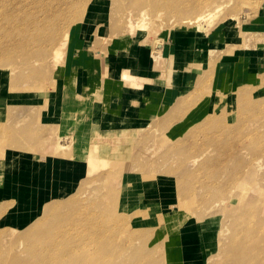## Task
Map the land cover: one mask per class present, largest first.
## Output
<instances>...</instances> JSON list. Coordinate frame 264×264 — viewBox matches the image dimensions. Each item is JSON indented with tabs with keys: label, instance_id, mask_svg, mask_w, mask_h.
<instances>
[{
	"label": "rangeland",
	"instance_id": "obj_1",
	"mask_svg": "<svg viewBox=\"0 0 264 264\" xmlns=\"http://www.w3.org/2000/svg\"><path fill=\"white\" fill-rule=\"evenodd\" d=\"M226 1L230 0H222V3L225 4ZM238 1L231 0L232 3L225 8L223 15L216 21L213 20V24L209 22V26H206V38L221 32L222 23L228 21V17H238V22L243 25L250 17L259 15L264 8V0H242V9H233ZM56 2L67 4L65 7L61 5L64 14L54 21H45L40 27L38 24L42 19L38 11L41 5L49 7L56 5ZM84 2L87 13L95 8L106 10L105 14L112 23L114 33L135 38L151 48L157 39L162 40L160 43L164 48L168 41L169 46H172L171 38L174 33H183L184 30L188 32L196 27L179 18L178 21L175 17L172 19L171 13L160 11L163 15L156 17L157 19L154 17L155 24L151 31L147 26L136 24L137 30L144 29L143 34L138 36L140 31H137L135 36L131 35L128 31L129 21L135 22L142 9L133 6L131 0H0V55L1 60L5 59L0 62V97L6 98L8 83L11 87L8 97L10 105L5 106L0 98V139L7 138V132L22 131L24 127L21 125L16 128L10 122L18 109L12 107V104L22 96L19 92H38L51 86L52 80L47 76L52 66L46 65V59L51 56L68 28L72 25L75 28L85 20L87 13L80 21L83 13L81 5ZM114 19L119 20V23L114 25ZM38 35L47 39L40 37L35 40L33 37ZM66 50L67 47L59 56L58 78L63 70ZM162 59V62H167L163 55ZM36 62H40V65L37 66ZM10 65L17 72L13 76ZM210 67L214 68L213 65ZM56 68H53L51 76H54ZM22 74L26 78L23 79ZM17 75L22 79L19 84L14 81ZM137 82L131 86H136ZM263 90L264 80L258 86L239 88L232 95H224L219 107H213L214 100H208L206 117L191 125L190 130L174 142L166 141V136L162 137L154 127L148 125L137 141L139 144L142 142L143 152L138 160L144 163L140 177L144 184L154 183V192L158 198L152 203L139 204V210L133 213L128 214L120 205L125 188L122 176L127 169L110 160L100 159L97 155L98 145L101 144H112L117 149V145L125 140L121 135L109 138L96 135L97 144L91 147L85 159L87 178L79 188L75 192L69 190L66 192L69 193L67 196H61V189H58L57 184L53 193L41 200L34 210L36 212H29L28 215L23 213L26 210L20 204L21 198L18 195L25 181L21 179V184L13 187V192L17 193V205L11 200L2 205L1 186L4 179H0V264L55 263L52 259L53 248L41 244L36 248L35 254L31 255L30 251L33 249L30 246L34 245L30 241L32 234L40 232L37 225L43 219L51 220L50 224L56 220V216L49 211L51 207L58 208V243L54 247L58 250V264H142L144 261H149L150 264H168L175 257L168 252L175 244L172 243L173 238L174 242L177 240L178 245L175 246L182 244V241L192 239L193 242L196 223L203 228L207 237L206 264H240L237 260L239 250L248 253L247 264H264V239L260 240L263 252L259 254L256 250L259 235L257 238L253 235L254 231H260L264 227ZM209 91L208 88L207 95ZM100 96L102 95L99 98ZM77 97L83 96L79 92ZM6 108L10 119L6 118ZM208 119L212 121L210 127L200 135L190 137V131ZM21 120L25 121L26 118ZM37 130L27 129V139L38 137ZM1 148L0 141V174L8 163L5 148ZM52 150L63 153L65 158L74 156L72 144L61 137L56 138ZM196 159L201 160L198 162ZM138 160L135 161L136 164ZM14 161L15 163H8L11 169L20 167L24 172L26 163L19 162L18 159ZM75 202L78 207L73 208L72 204ZM176 218L179 220H175ZM113 220L122 224L115 225ZM164 229L170 231L171 236ZM137 233L142 235L140 239L129 237ZM183 236L186 238L183 239ZM170 239L171 242L168 243ZM252 249L256 252L250 256ZM187 250L193 251L195 246ZM189 254L192 257L190 252ZM14 259L15 262L12 263Z\"/></svg>",
	"mask_w": 264,
	"mask_h": 264
},
{
	"label": "crops",
	"instance_id": "obj_2",
	"mask_svg": "<svg viewBox=\"0 0 264 264\" xmlns=\"http://www.w3.org/2000/svg\"><path fill=\"white\" fill-rule=\"evenodd\" d=\"M89 12L72 30L61 76L58 78L57 66L47 90L19 92L21 99L11 103L18 109L10 122L16 128L24 127L22 131L7 132V138L0 139L1 146L8 163L18 159L26 163V169H11L6 162L1 199L2 205L10 200L17 205L13 187L24 180L18 195L25 215L36 212L41 200L50 196L57 184L61 196L79 188L87 178L85 159L97 144L98 134L125 138L117 149L112 144H101L97 150L100 159L127 169L122 176V209L129 214L141 203H152L158 196L154 183L144 184L140 177L144 163L138 160L143 152L142 142H137L148 125L166 136V141H177L191 125L206 117L208 100L232 95L246 86H258L264 78V8L259 15L250 17L243 24L248 29L238 34L219 32L213 37L196 39L185 30L174 33L172 46L165 42L161 52L167 59V65L161 69L156 68L152 58L158 45L142 46L135 38L114 33L105 9ZM185 40H189L187 45ZM126 71L138 79L136 86L124 80ZM249 74H253V79ZM1 86L2 83L0 89ZM7 87L6 98L0 97L5 106L10 105L9 83ZM79 92L83 97H77ZM261 96L264 97V90ZM5 112L10 119L7 108ZM23 118L26 120L18 124ZM27 129H38V137L28 140ZM57 137L72 144L73 158L52 150ZM194 235L193 242L187 240L174 248L176 264H206L207 237L197 223ZM192 246L195 250L188 251Z\"/></svg>",
	"mask_w": 264,
	"mask_h": 264
},
{
	"label": "bare ground",
	"instance_id": "obj_3",
	"mask_svg": "<svg viewBox=\"0 0 264 264\" xmlns=\"http://www.w3.org/2000/svg\"><path fill=\"white\" fill-rule=\"evenodd\" d=\"M14 1V0H13ZM233 1V0H232ZM239 1H240V4H239ZM237 3V6L235 8H241V1L242 0H239ZM255 1V0H253ZM54 2V1H53ZM256 2V1H255ZM57 3V2H56ZM88 3V2H87ZM131 3L133 6L135 7H138V8H142L141 11L139 12L138 14V17L136 18L137 20L135 22H132V21H129V30L131 32V35H136L137 34V31H140V33H138V36L143 34V30L141 28V30H137L136 28V24H141L142 26H147L150 31H151V27L155 24L154 23V17H160L161 15H163V13H160V11H164V13H171V16H172V19L175 17V19L177 20V18H179L180 20H182L184 23H187V24H191V25H196L195 28H193L192 30L188 31L190 32L191 34H193V36L197 38H206L207 36V33H206V26H209V22L210 24L214 23L213 20H217V18L219 19L223 13H224V10L225 8H227L228 6H230V4L232 3L231 0L230 1H226L225 4L222 3V0H131ZM261 3V2H259ZM72 4V3H71ZM246 5V2L244 3ZM252 4V3H251ZM61 5L63 6L64 3H57L56 5H52V6H44V5H41V9L38 11L41 15V19L39 22V26L42 27L43 24L45 23V21L47 20H56L57 18H59L60 16H62L64 14V11L63 9L64 8H61ZM67 6L64 5V7ZM82 9H83V13H82V16L80 18V21L83 20V18L85 17V14L87 13V6H86V3L84 2L83 5H81ZM15 7V6H14ZM251 7V5H250ZM254 7H257V5ZM258 8V7H257ZM242 9V8H241ZM31 11V10H30ZM134 11V10H133ZM157 12V14L154 15V12ZM233 11V10H232ZM22 12V11H21ZM137 12V11H135ZM69 13V12H68ZM90 13V12H89ZM21 14V13H20ZM88 14V13H87ZM194 16V17H193ZM133 16L131 15V18ZM182 17V18H181ZM264 17V16H263ZM39 18V17H38ZM134 18V17H133ZM157 19V18H156ZM171 20V19H170ZM226 20V22L222 23V27H221V32H234V33H240L241 31L243 30H246L248 29L246 26L248 25H245L243 26L240 22H238V17H228ZM33 21V20H32ZM119 20H113V24L116 25L118 24ZM168 21V20H167ZM178 21V20H177ZM213 21V22H212ZM238 23H237V22ZM175 22V21H173ZM236 22V23H235ZM59 23V22H58ZM165 23V22H164ZM47 24V23H46ZM62 24V23H61ZM78 24V23H77ZM181 25V23H180ZM169 26V25H168ZM174 26V25H173ZM22 28V27H21ZM78 28V27H77ZM183 28V27H181ZM258 28V26H257ZM69 30L65 32V34L60 38L59 42H58V45L54 48V50L52 51V54L51 56L46 59V62L47 64L46 65H51L50 67V71L48 72V76L47 78L49 80H52L53 77L50 75L51 73L53 74L52 70L53 68H56L59 64H60V59H59V56H61L62 52L66 49V47L68 46L69 44V41H70V32H72V30L74 29L73 25L68 28ZM84 29V28H83ZM87 29V28H86ZM157 29V28H156ZM164 29V28H163ZM154 30V29H153ZM219 30V31H220ZM153 32V31H152ZM155 32V31H154ZM125 34V33H124ZM150 34V33H149ZM110 35V34H109ZM151 35V34H150ZM116 36V35H115ZM136 36V37H138ZM44 38V40H46L47 38H45L43 35H38V36H35L33 37L35 40H38V38ZM116 38V37H115ZM225 39V38H224ZM40 40V39H39ZM189 40H185V45H187V42ZM227 41V40H226ZM105 42V40H104ZM127 42V41H126ZM162 40L160 39H157V41L155 42V45H158V49L157 51H155L154 53H152V58L154 60V62L156 63V68L160 69L161 68V65H167V62H162V55L160 54L161 53V50L164 48V45L162 43ZM128 43V42H127ZM216 44V43H215ZM2 44H0L1 46ZM141 45L143 46L144 45V42L141 43ZM17 47V45H16ZM14 47V49L18 50V48ZM99 50V49H98ZM101 50V49H100ZM155 50V49H154ZM0 53H1V48H0ZM98 53V52H97ZM210 55H212L214 52L213 51H209ZM118 55V54H117ZM26 59V58H25ZM2 60H5V59H2ZM1 60V55H0V62H2ZM10 61V59H9ZM26 61V60H25ZM45 62V61H44ZM42 61V63H44ZM220 63V61H218ZM203 63V62H202ZM212 64V63H211ZM36 65H40V62H36ZM170 65V63H169ZM215 65V64H214ZM10 67H12V73L11 75H15L17 72L15 70V67L13 65H10ZM211 68V67H210ZM187 69V68H186ZM196 69V68H195ZM199 73V72H198ZM189 74V73H188ZM201 74V73H200ZM23 75V74H22ZM264 76V75H263ZM23 79L26 78L24 77V75L22 76ZM249 78H252L253 79V74L252 75H248ZM258 77V76H257ZM123 78L125 81L127 82H130L131 85L132 84H136V81H138L137 78L134 77L133 74H131L129 71H126L123 73ZM131 79V80H126V79ZM190 78V77H189ZM243 78V77H242ZM261 78V77H260ZM259 78V79H260ZM196 79V78H194ZM22 80L20 76H16L14 78V81L15 83L19 84ZM190 80V79H189ZM239 80V79H238ZM250 80V79H249ZM264 80V79H262ZM194 81V80H193ZM251 82V81H250ZM262 82V81H261ZM194 84V83H193ZM255 84V83H254ZM262 84V83H261ZM244 87V86H243ZM247 88V86H246ZM210 92V91H209ZM174 94V93H173ZM225 96L224 95H220V97L218 98H221V99H214L213 101V107H219L221 106V100L223 101V98ZM251 101V100H249ZM259 106V105H258ZM261 106V105H260ZM262 108V107H261ZM264 110V109H263ZM216 115V114H215ZM219 118V116H218ZM24 121V120H19V123L21 124V122ZM211 120H207V121H204L202 122L201 124H199L198 126L194 127L191 131H190V137H194V136H198L200 135L201 133H203L205 130H207L208 127H210L209 125L211 124ZM18 123V124H19ZM186 125V123H185ZM209 136V135H208ZM58 138V137H57ZM200 142V141H199ZM198 142V143H199ZM182 147V146H180ZM3 148V147H2ZM1 148V149H2ZM194 148V147H193ZM192 148V150H193ZM4 151V150H3ZM207 154V151H205V154ZM88 155H89V152H88ZM205 157V156H204ZM204 157L202 159H204ZM11 160V159H10ZM9 160V161H10ZM201 160V159H199ZM199 160L196 159V161L199 162ZM195 161V162H196ZM10 162H13L15 163L14 160L10 161ZM199 173V172H198ZM3 178V172H1L0 174V179ZM94 183V182H93ZM96 183V182H95ZM177 189V188H176ZM234 192V191H233ZM232 195V194H231ZM223 203V202H222ZM78 203L75 202V204H72V207H78L77 206ZM71 207V208H72ZM14 208V207H13ZM263 209V214H264V207L262 208ZM139 209H137L136 211H138ZM236 210V209H235ZM241 210V209H240ZM249 210V208H248ZM50 213L52 215H55L56 216V220L54 223L50 224L51 220L49 219H43L41 223H39L37 225L38 229L40 228V232H35L32 234L31 236V239L30 241L32 242V244H34L33 246H30V247H33V249H30L31 251V255L35 254L37 251L36 248L38 246H40L41 244H44L46 245L47 248H53L52 249V253H53V260H55L54 262L55 263H52V264H58V250L55 249L54 247H56L57 243H58V208L56 207H51L49 209ZM11 212V210L9 211ZM135 212V211H134ZM234 212V211H233ZM247 212V211H245ZM231 213L232 215V212H229V214ZM246 214V213H245ZM240 215V214H239ZM244 215V213L242 214ZM237 216V215H236ZM235 217V216H234ZM241 217V216H240ZM175 220H179V218H176ZM183 220V219H182ZM113 222L115 223V225H121L122 223L121 222H118L117 220H113ZM51 226H50V225ZM185 224V223H184ZM183 224V225H184ZM49 225V226H48ZM187 225V224H186ZM191 225V223L189 224ZM188 225V227H189ZM124 226V225H123ZM185 226V228H188ZM194 228V227H193ZM165 230V229H164ZM188 230V229H187ZM195 230V228H194ZM163 231V230H162ZM166 231V230H165ZM170 231H166V234L169 235ZM188 232V231H187ZM182 234V232H181ZM186 234V232H185ZM191 234V233H189ZM195 234V233H194ZM193 235V234H191ZM189 235V236H191ZM253 235L257 238L258 235H259V241L256 242L258 244V247H256V250L257 252L260 254V252H263L262 251V248L260 247L262 241L260 240H263L264 239V227L262 226V228L260 229V231H254ZM141 234L137 233V234H134V235H131L129 236L130 238H134V239H140L141 238ZM171 236V235H169ZM186 236V235H185ZM195 237V236H194ZM253 237V236H251ZM178 238V237H177ZM176 238V239H177ZM186 238L183 236V239ZM187 238H188V234H187ZM193 238V237H192ZM174 241H175V238H173ZM191 239V238H189ZM187 240V239H185ZM192 240V239H191ZM190 240V241H191ZM172 242L173 244H177V240L176 242ZM180 241V239H179ZM171 242V239L170 241H168V243ZM183 242V241H182ZM186 242V241H185ZM167 243V244H168ZM172 245L170 250L168 252H170V255L174 254L173 250L174 248H178L179 246H175ZM260 244V245H259ZM178 245V244H177ZM170 246V244H169ZM256 251L254 249H252V251L249 253L250 256L252 253H255ZM175 256V254H174ZM169 257V256H168ZM176 257V256H175ZM175 257H173L172 259H170V261H168V264H176L175 263ZM262 258V256H261ZM248 259V253L246 251H243V250H239L237 252V260L239 261L240 264H247L246 263V260ZM15 262V259L12 261V263ZM113 262H109V264H112ZM142 264H150L149 261H144Z\"/></svg>",
	"mask_w": 264,
	"mask_h": 264
}]
</instances>
